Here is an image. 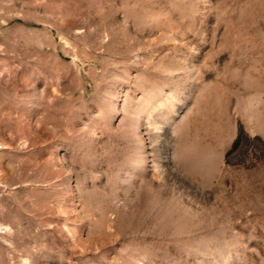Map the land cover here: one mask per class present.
<instances>
[{
    "label": "rangeland",
    "instance_id": "374dc122",
    "mask_svg": "<svg viewBox=\"0 0 264 264\" xmlns=\"http://www.w3.org/2000/svg\"><path fill=\"white\" fill-rule=\"evenodd\" d=\"M0 264H264V0H0Z\"/></svg>",
    "mask_w": 264,
    "mask_h": 264
}]
</instances>
